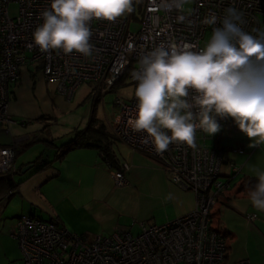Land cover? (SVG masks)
<instances>
[{
  "label": "built area",
  "instance_id": "2783aa9c",
  "mask_svg": "<svg viewBox=\"0 0 264 264\" xmlns=\"http://www.w3.org/2000/svg\"><path fill=\"white\" fill-rule=\"evenodd\" d=\"M164 2L133 0V10L115 21H90L92 51L85 56L61 49L42 52L35 45L33 32L43 23L40 14L49 9L50 0H0V123L13 122L8 103L21 70L30 63L38 64L42 77L54 80L58 92L66 97H72L85 82L92 84L96 96L131 84L128 99L117 96L114 100L118 110L108 123L111 131L117 141L160 159L172 181L195 195L191 209L165 223H141L136 234L123 229L88 238L59 223L22 214L16 238L23 264H221L225 259L228 239L224 229L216 222L214 225V207L240 169L230 163V172L223 178L224 150L202 143L204 133L199 129L195 147L174 141L159 152L150 140L145 142L146 133L133 131L127 123L135 115L137 103L131 74L139 70L141 56L162 43H188L194 51L202 49L213 27L219 26V21L208 25L205 19L212 14L222 19L228 7L242 14L245 31L264 28V0H192L191 7L185 4L182 10L171 11L162 7ZM180 15L185 17L182 22ZM133 21L138 23L136 29L130 28ZM227 119L217 118V122L222 127ZM15 144L0 145V173L16 169ZM128 168V163L121 161L114 169L117 185L126 182ZM233 264L251 262L244 258Z\"/></svg>",
  "mask_w": 264,
  "mask_h": 264
},
{
  "label": "crops",
  "instance_id": "0c3cea01",
  "mask_svg": "<svg viewBox=\"0 0 264 264\" xmlns=\"http://www.w3.org/2000/svg\"><path fill=\"white\" fill-rule=\"evenodd\" d=\"M79 87L72 97H66L58 92L54 80L42 77L38 64L30 63L23 67L19 82L13 88L7 109L13 122L0 123V145L17 143L15 170H20V174L15 175L19 183L10 197L7 192H0V252L3 264H20L11 257L19 252L17 220L22 214L59 223L74 233L92 238L96 234L110 235L123 229L136 234L141 223H165L195 205L193 192L172 181L169 170L160 159L121 141L112 146L119 161L129 165L123 185L115 183L113 174L116 167L108 164L95 146L73 147L56 158L58 146L55 143H61L58 136L48 130V125L58 105L74 102ZM94 96L89 92L88 97L97 103L96 99L101 96ZM92 115L107 120L92 112L84 127H74L70 133H65L67 142L75 129L87 127ZM201 142L224 150L223 178L230 172V163L240 169L234 177L236 180L243 175L257 176V172L264 171V143L251 147L252 142L239 131L231 118L218 133L210 137L204 133ZM31 148L34 150L31 151ZM40 156V161L44 163L38 169L33 161ZM29 163H33L31 168L23 171ZM11 199L14 201L13 209L8 206ZM218 200V203L222 202L218 207L219 225L234 234L228 239L230 254L239 236L237 228L228 220L229 215L238 220H244L242 216H245L250 226L259 219L264 227V220L259 217L264 215V211L254 208L247 194H234V190L226 189ZM3 237L7 241H3ZM251 252L243 251L232 261L247 258L252 264H264V251L258 258Z\"/></svg>",
  "mask_w": 264,
  "mask_h": 264
},
{
  "label": "clouds",
  "instance_id": "9594fccd",
  "mask_svg": "<svg viewBox=\"0 0 264 264\" xmlns=\"http://www.w3.org/2000/svg\"><path fill=\"white\" fill-rule=\"evenodd\" d=\"M187 0H166L162 7L182 10ZM133 0H50L41 12L43 23L33 32L42 52L91 55L90 21H115L131 12ZM221 19L215 14L204 23L217 25L199 51L184 43H163L139 60L132 72L136 81L135 115L127 121L136 132L146 133L159 152L172 142L195 147L199 129L209 137L220 131L217 118H231L251 143H264V28L245 31L242 14L228 7ZM183 15L178 16L183 21ZM248 199L264 211V171L248 191Z\"/></svg>",
  "mask_w": 264,
  "mask_h": 264
},
{
  "label": "rangeland",
  "instance_id": "374dc122",
  "mask_svg": "<svg viewBox=\"0 0 264 264\" xmlns=\"http://www.w3.org/2000/svg\"><path fill=\"white\" fill-rule=\"evenodd\" d=\"M186 4L188 7H191L192 0H187ZM15 9L16 8L14 7L13 10L15 11ZM137 26L138 23L133 21L130 28L136 29ZM89 92L94 95L92 84L90 82H85L79 87L74 102H66L65 105H58V108L55 109L54 117L51 120V124L48 125V130L51 131L55 136H58V140H60L61 144L65 141L67 142L64 137L66 135L65 133H70L74 127H84L92 112H94L98 117L107 119L106 122L110 123L118 110V106H116V103H114L115 98L117 96H126L125 99H128L132 93V85L127 84L123 87H116L113 90L106 92L101 97H99L100 99H96L97 103L94 99L88 97ZM94 97L96 98V96ZM30 150L32 151L34 148H31ZM13 203L14 201L11 199L8 204L11 209H13ZM221 204L222 202L217 203L214 207V225H216L215 221H218V214L220 215V210L218 207H220ZM230 215L228 220L235 228H237L239 237L238 240L233 244L228 260L232 262V260H234L236 256L242 254L243 251H252L251 253L256 258H258L260 252L264 251V227H262V225L259 223V219L256 220L252 226H250L245 216H242L244 220H238L232 219V217L235 216ZM259 217L264 220V215L260 214ZM11 220L15 221L16 218H12ZM2 240L7 241V238L3 237ZM1 256L2 252H0V264H3V258ZM11 259H15V263H23L20 248L19 252H17L14 257H11Z\"/></svg>",
  "mask_w": 264,
  "mask_h": 264
},
{
  "label": "trees",
  "instance_id": "16d2710c",
  "mask_svg": "<svg viewBox=\"0 0 264 264\" xmlns=\"http://www.w3.org/2000/svg\"><path fill=\"white\" fill-rule=\"evenodd\" d=\"M116 141L117 139L113 134V132L111 131L109 124L103 119H99L95 115H92L87 127L83 129H75L72 138L68 142H65L60 145L55 143V145L58 146L55 155L56 158H59L66 151L77 146H82V147L95 146L98 148L102 157L108 162V164L118 168L121 162L119 161L116 152L112 146ZM40 158L41 156L33 161V163L35 164L34 165L35 168L39 169V167L43 165L44 162L40 161ZM19 174H20V170L0 173V192H5V193L7 192V196L10 197L11 194L13 193V190H15L18 186L19 181L16 180L15 175H19ZM256 182H257V176L243 175L237 180L236 178H233L231 180V184L228 187V189L234 190V194H239V193L248 194V191L252 187H254ZM9 191H11V193ZM215 222L219 224V221L216 220ZM17 227H18V220H17ZM223 231L227 239H229L230 236L234 235L231 230L224 229ZM230 247L231 245L228 242L225 259L222 261L221 264H231V263L233 264L234 262L238 261L236 260V261L228 262Z\"/></svg>",
  "mask_w": 264,
  "mask_h": 264
},
{
  "label": "water",
  "instance_id": "95a60500",
  "mask_svg": "<svg viewBox=\"0 0 264 264\" xmlns=\"http://www.w3.org/2000/svg\"><path fill=\"white\" fill-rule=\"evenodd\" d=\"M32 165H33V163H29L28 165L23 167V171L28 170L29 168H31Z\"/></svg>",
  "mask_w": 264,
  "mask_h": 264
}]
</instances>
